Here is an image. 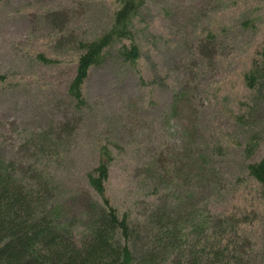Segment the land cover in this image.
<instances>
[{
	"label": "rangeland",
	"instance_id": "374dc122",
	"mask_svg": "<svg viewBox=\"0 0 264 264\" xmlns=\"http://www.w3.org/2000/svg\"><path fill=\"white\" fill-rule=\"evenodd\" d=\"M264 0H148L136 19L144 78L112 49L91 70L89 106L68 95L77 40L113 20V0H0V156L21 182L49 180L77 240L101 204L87 174L112 152L110 196L146 243L155 213L233 204L248 214L245 264H264V198L247 165L264 156V89L240 90L242 61L264 33ZM55 12L65 15L55 21ZM254 19L255 28L244 21ZM214 25V42L202 46ZM44 53L55 61L43 62ZM254 134L260 145L248 157ZM235 202V203H234ZM195 210V211H194ZM189 211V212H188ZM187 216V215H186Z\"/></svg>",
	"mask_w": 264,
	"mask_h": 264
},
{
	"label": "trees",
	"instance_id": "16d2710c",
	"mask_svg": "<svg viewBox=\"0 0 264 264\" xmlns=\"http://www.w3.org/2000/svg\"><path fill=\"white\" fill-rule=\"evenodd\" d=\"M147 2L113 0V20L108 29L92 40L76 41L75 74L68 95L78 110L89 106L85 86L91 70L103 66L116 47V56L144 78L136 19ZM55 17L59 23L65 20L62 12H55ZM243 25L255 28L254 19ZM206 30L200 40L202 46L217 36L213 24ZM258 41L238 72L239 89L248 94L264 89V33ZM38 59L55 61L44 53H39ZM5 80L0 76V81ZM259 145L260 137L254 134L246 145L248 157ZM112 163L111 150L102 146L98 165L87 174L102 202L96 212L92 206L89 232L77 240L65 222V210L53 201L49 180L36 185L21 182L0 156V264H245L252 246L249 215L235 204L216 213L202 207L196 210L198 215L174 216L159 211L154 214L146 243L137 247L138 229L131 211L113 204L110 196ZM247 168L264 198V156L249 162Z\"/></svg>",
	"mask_w": 264,
	"mask_h": 264
}]
</instances>
